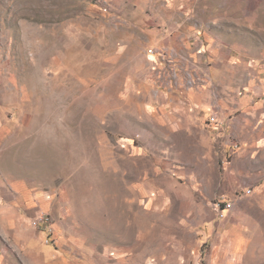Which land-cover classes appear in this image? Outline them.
<instances>
[{"label": "rangeland", "instance_id": "1", "mask_svg": "<svg viewBox=\"0 0 264 264\" xmlns=\"http://www.w3.org/2000/svg\"><path fill=\"white\" fill-rule=\"evenodd\" d=\"M232 93L264 100V0H0V264H264Z\"/></svg>", "mask_w": 264, "mask_h": 264}, {"label": "crops", "instance_id": "2", "mask_svg": "<svg viewBox=\"0 0 264 264\" xmlns=\"http://www.w3.org/2000/svg\"><path fill=\"white\" fill-rule=\"evenodd\" d=\"M198 38H200L199 35H198ZM207 41H206V43L208 45L207 49L208 50L210 49V59H212L214 61L220 59V58H218L220 56H217V55L222 50V48L225 47L226 45L221 44L218 40H216V41L215 40L214 41L210 40V42L209 41L207 42ZM205 49H206V47H205ZM231 64H229V66H227L228 69H229L228 70L229 74L232 73L231 70H230L231 67H232ZM218 66H221V65H218ZM228 96H230L229 99H232L234 102L231 103L230 105H227V107H232V108L238 109L239 107L247 106V107H249L251 109L250 110L251 113L249 115L251 116V118H253V120H254V118L256 120V122L254 121L255 124H259L258 126L264 124V112H263L264 111V100H262V101L260 100L259 102L256 103V101L254 99H257V98L252 97L253 95L240 97L239 93L228 94ZM231 96H232V98H231ZM245 100H246V102H245ZM258 110L259 111L261 110L259 115L257 113ZM261 118H262V121H260ZM232 120H233V124H232ZM232 120H230V119L229 120H225V122L226 123L227 122L230 123L231 126L233 125V127H235L237 129L238 126L241 124L240 120H239V115L233 116ZM254 122H253L252 125H254Z\"/></svg>", "mask_w": 264, "mask_h": 264}, {"label": "built area", "instance_id": "3", "mask_svg": "<svg viewBox=\"0 0 264 264\" xmlns=\"http://www.w3.org/2000/svg\"><path fill=\"white\" fill-rule=\"evenodd\" d=\"M219 206H221V204H219ZM231 207V204H227V208ZM47 222H48V215L44 214V213H40L37 217H35V219H33L32 224L34 226H40L42 224H44L47 227ZM47 238L45 240V242L47 244L52 243L53 239H52V229L47 227Z\"/></svg>", "mask_w": 264, "mask_h": 264}]
</instances>
